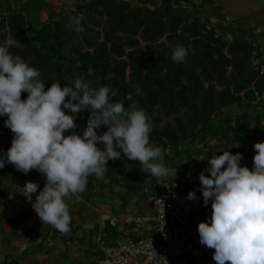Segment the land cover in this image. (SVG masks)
<instances>
[{"label": "trees", "instance_id": "1", "mask_svg": "<svg viewBox=\"0 0 264 264\" xmlns=\"http://www.w3.org/2000/svg\"><path fill=\"white\" fill-rule=\"evenodd\" d=\"M152 1L80 0L72 4L71 13H62L58 19L44 22L29 21L27 8L18 9L0 19V45H7L14 57H21L39 70L45 89L53 82L65 86L81 77L92 87H110L116 93L110 99L122 103L126 110L130 105L142 108L152 125L149 143L162 149L165 163L182 157L180 145L184 142L202 143L208 137L219 135L231 145H249L259 137L264 138V120L259 112L255 113L253 135H248L247 112L233 120L224 115L229 106L260 103L264 93L262 51L254 36L236 29L244 36L231 37L229 41L214 25L208 26L195 17L204 13L197 5L191 4L196 15L183 16L173 8L175 3L181 4L180 0H163L154 9L149 7ZM41 2L31 0L30 10L39 9ZM77 16L82 17L85 29L82 33L67 27L70 18ZM206 17L209 19L210 15ZM8 39L13 43L9 44ZM176 45H182L187 51L182 64L170 60ZM256 62L259 67L254 65ZM136 87L142 95H136ZM26 96L27 93H21L22 100ZM89 115L88 111L77 114L74 130L77 134L86 127ZM164 119L170 121L161 127ZM1 131L0 150L6 151L13 133L4 125ZM104 131L106 128L102 126L97 134ZM97 147L102 150V143ZM202 165L180 173H193ZM106 167L107 181L112 185L123 182L127 191L139 192L145 199L156 181V177L140 170L138 161H129L123 155L119 160L108 161ZM18 172L12 164L0 168V203L4 206L12 202L3 197V182L11 190ZM93 176L87 178L88 182ZM146 179L150 180L144 187L141 183ZM208 212L211 213V207ZM31 214L28 210L24 217ZM112 218L104 223L101 237L105 241L120 235L117 226L111 224ZM69 233L71 229L59 233L58 237L69 239Z\"/></svg>", "mask_w": 264, "mask_h": 264}, {"label": "clouds", "instance_id": "2", "mask_svg": "<svg viewBox=\"0 0 264 264\" xmlns=\"http://www.w3.org/2000/svg\"><path fill=\"white\" fill-rule=\"evenodd\" d=\"M81 20L70 18L68 29L82 33ZM186 56V49L176 45L170 60L182 64ZM40 77L39 70L0 45V118L6 116L4 127L13 133L10 147L0 150V168L12 164L23 174L35 170L45 177L38 194V183L19 188L42 224L67 233L70 216L64 198L83 193L90 175L103 180L108 161L122 155L138 161L140 170L152 177L175 175V169L162 163V149L149 143L152 125L142 108L130 105L126 110L110 99L116 95L110 87H92L81 77L65 86L53 82L47 89ZM135 92L142 95L139 87ZM84 111L90 115L77 134L75 119ZM102 126L106 131L98 135ZM101 143L102 150L97 147ZM253 149L251 171L240 166L242 154L224 150L207 160L198 177L203 204L211 206L210 215L197 225L199 243L214 250L215 264H264V142L254 143ZM196 198L195 192L187 193L186 199Z\"/></svg>", "mask_w": 264, "mask_h": 264}, {"label": "rangeland", "instance_id": "3", "mask_svg": "<svg viewBox=\"0 0 264 264\" xmlns=\"http://www.w3.org/2000/svg\"><path fill=\"white\" fill-rule=\"evenodd\" d=\"M42 2L39 5V9L31 11L29 4L31 0H0V19L8 15L11 12H14L18 9L26 10V17L29 21L37 20L38 22L48 21L50 18L58 19L59 14H68L74 11L73 5L76 4L80 0H41ZM174 1V0H173ZM181 4H174L173 8H177V13L179 15H188L194 14L193 5H199L198 2L200 0H192V3L188 0H180ZM222 8L226 9L230 13L236 12L238 5L236 3H232L231 0H220ZM135 4V2H132ZM163 0H153L149 7L151 9L157 8L161 6ZM73 4V5H72ZM237 5V6H236ZM148 7V5H147ZM204 13L197 14L195 17L199 19L202 23H206L208 26H217V19L213 16H210L208 19L206 15L209 13L205 12L209 10V5L205 2L203 6H199ZM211 10V9H210ZM242 12L246 11V8L241 10ZM212 15V14H211ZM33 18V19H32ZM193 18V17H192ZM222 20V19H221ZM257 22V21H256ZM235 29L244 30L245 27H248L250 24V19L246 18V16L240 17V19H235L231 22ZM254 23V22H252ZM251 23V24H252ZM250 26V25H249ZM227 40H231V36L227 35ZM163 42H166L165 39H162ZM9 44H12L13 41L8 39ZM167 43V42H166ZM264 61V55H263ZM264 63V62H263ZM254 65L259 67V63L256 62ZM130 71H127V75ZM249 115V129L248 135L254 134V123L256 118V112L263 117L264 120V105L261 103H257V101L248 106L246 103L242 105H232L227 107L224 110V115L229 116L232 120L235 116L240 115L242 113H246ZM6 116L0 118V134L3 132L1 129L4 125V120ZM167 121L163 120L160 124L162 127ZM233 138V135L231 136ZM257 142H264L263 137H259ZM253 145H231L230 142L221 140L219 135H214L212 137H208L202 143L196 141L192 143H182L180 145V150L183 151L182 157L178 160H172L170 162L162 160L164 166L175 169V175L181 171H187L194 165L205 164L208 159L212 158L214 154L217 156L221 155L224 150H228L231 154L235 155L236 153L242 154V156H252L255 154ZM173 173H170L168 176H175ZM155 178V177H154ZM166 178V177H164ZM13 188L10 190V186L6 181L3 182L5 185V190L3 191V197L9 198L11 202L15 201L20 208L15 207L10 213H8L4 205L0 203V264L7 262V255L10 253L8 248L10 245H17V252H11L12 255L18 256L22 249V245L20 240H16L14 243L12 241L11 236H13L12 232H21L25 234V236L30 237V235L36 237L39 236H48L49 232L52 233L50 236L53 237V242L56 244L58 248H62L66 250V256H68V262L70 264H98V261L103 258V254L97 245V239L99 236L104 235L103 228L104 223L111 217L119 220L124 215L133 214L137 210L148 211L149 207L147 205L146 199L139 192H129L123 187V182H120L118 185H112L105 178L103 180H97L94 176L91 181L86 184L85 191L83 193H79L77 195L70 194L68 197L64 198V202L67 205L69 216H70V224L69 229H71L72 233L68 234V239L59 238V232L54 230L48 224H42L36 215V213L31 217H24L26 211H34L31 202H28L25 197L19 193L20 189L24 186L26 182H34L39 184V188L37 189L38 193L43 188L45 184V177L38 173L35 170H30L27 174H23L18 172L17 176L14 178ZM157 179V178H156ZM163 179V178H158ZM150 179H146L141 184L144 187L148 186ZM88 183H91L92 186H88ZM10 191V192H9ZM1 196V194H0ZM78 197V198H77ZM25 201V202H23ZM35 201V195H33L32 202ZM122 204H126L127 206H123ZM24 205V206H23ZM14 206V205H13ZM206 207H211L210 203ZM21 210V212H16L17 210ZM5 211V212H4ZM9 217H8V215ZM21 214V219H25L24 223H20L17 215ZM31 220V221H30ZM27 221L31 222L28 223ZM121 224L119 223L118 226ZM11 227H13L11 229ZM1 231V230H0ZM8 232H11L10 234ZM9 234V236H8ZM12 242V243H11ZM51 242V240L49 241ZM49 249V248H48ZM35 255V253H34ZM35 264V263H34Z\"/></svg>", "mask_w": 264, "mask_h": 264}, {"label": "built area", "instance_id": "4", "mask_svg": "<svg viewBox=\"0 0 264 264\" xmlns=\"http://www.w3.org/2000/svg\"><path fill=\"white\" fill-rule=\"evenodd\" d=\"M259 102L264 104V93ZM254 155L243 156L240 166L251 171ZM207 166L206 162L187 175L157 178L146 198L149 212L137 210L119 220L112 218L120 235L109 241L98 237L103 254L98 264H215L214 250L199 243L197 232V225L210 215L198 191V177ZM190 191L195 192V200L186 199Z\"/></svg>", "mask_w": 264, "mask_h": 264}, {"label": "crops", "instance_id": "5", "mask_svg": "<svg viewBox=\"0 0 264 264\" xmlns=\"http://www.w3.org/2000/svg\"><path fill=\"white\" fill-rule=\"evenodd\" d=\"M192 3V0H188ZM194 1V0H193ZM224 1V0H222ZM207 3L209 5V10L205 11L209 13L210 16H213L217 19V25L218 24H228L234 21L235 19H240L242 16H246V18L250 19V24H248V27H245L244 24V30H242L246 35H253L256 43L260 46V49L262 51V61H263V55H264V0H231V2L236 3L238 5L236 12L230 13L226 9L222 8V5L220 4V0H200L198 7L203 6V3ZM228 2H230L228 0ZM193 4V3H192ZM195 5V4H194ZM236 5V6H237ZM246 8L245 12H242L241 10ZM212 14V15H211ZM222 19V20H221ZM257 21V22H256ZM254 22V23H252ZM252 23V24H251ZM232 24V23H231ZM250 25V26H249ZM264 62V61H263ZM25 202V201H23ZM14 205V206H13ZM24 206V205H23ZM15 207L20 208L21 206H18L15 201L12 202L10 206H5L3 208H6L5 211L12 214L11 211ZM4 211V212H5ZM16 212H21V210H17ZM7 214V213H6ZM35 214L34 211H32V214L29 216L31 218ZM8 215V214H7ZM13 216V215H11ZM9 217V215H8ZM18 220L21 224L24 223L25 219H21V214L17 215ZM31 221V220H30ZM28 223H31L27 221ZM13 227H11L12 229ZM2 232V229H0ZM9 234L11 232H8ZM14 233V234H13ZM8 234V236H9ZM13 236L12 241L15 243L16 240H20L22 249L20 251V254L18 256H14L11 254V252H17V245L12 244L8 248L10 250V253L7 255L6 260L7 262L3 264H70L67 263L68 256H66V250H63L62 248H58L56 244L53 242V237L50 236L52 233L49 232V235L47 236H39L36 234V238L34 236L30 235V237L25 236V234L21 232H12ZM70 237V236H69ZM51 240V242H49ZM69 240V239H68ZM71 241V239L69 240ZM12 243V242H11ZM49 248V249H48ZM35 253V255H34ZM73 264V263H72Z\"/></svg>", "mask_w": 264, "mask_h": 264}, {"label": "water", "instance_id": "6", "mask_svg": "<svg viewBox=\"0 0 264 264\" xmlns=\"http://www.w3.org/2000/svg\"><path fill=\"white\" fill-rule=\"evenodd\" d=\"M216 29H217V32L221 35H228V36H231V37H243L244 35L241 34L240 32H238L233 24L231 23H228L226 25L224 24H218L216 26Z\"/></svg>", "mask_w": 264, "mask_h": 264}]
</instances>
